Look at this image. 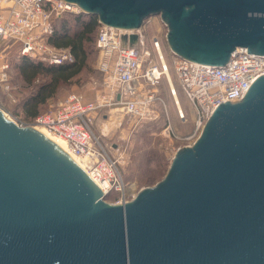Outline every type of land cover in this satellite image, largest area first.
I'll return each instance as SVG.
<instances>
[{
  "label": "water",
  "instance_id": "1",
  "mask_svg": "<svg viewBox=\"0 0 264 264\" xmlns=\"http://www.w3.org/2000/svg\"><path fill=\"white\" fill-rule=\"evenodd\" d=\"M65 1L124 29L158 15L169 49L200 64L237 47L264 56V0ZM0 264H264V74L216 104L156 184L118 203L0 107Z\"/></svg>",
  "mask_w": 264,
  "mask_h": 264
},
{
  "label": "built area",
  "instance_id": "2",
  "mask_svg": "<svg viewBox=\"0 0 264 264\" xmlns=\"http://www.w3.org/2000/svg\"><path fill=\"white\" fill-rule=\"evenodd\" d=\"M67 12L82 11L65 0H0V91L8 101L16 99L11 85V66L6 57L9 46L17 44L19 56L49 64L72 60L68 48L54 47L47 41L53 31V20ZM148 18L135 29L99 23L94 44L101 81L93 97L69 92L31 121H19L21 125L44 128L65 139L68 149L84 161V170L100 187L104 198L112 195L113 203L129 200L136 193L123 178L120 156L111 154L93 132L99 114L105 117L116 112L119 124L127 118L133 126L154 120L160 113L167 115L166 102L159 92V87L165 83L177 118L184 123L186 112L178 105L172 70L178 89L192 110L193 120L200 125L218 102L241 99L250 81L264 74V56L248 53L245 47L235 48L223 65L193 62L176 55L169 47L167 61L162 48L165 35L161 37L162 42L157 36L149 38L145 30ZM160 23L165 26L161 19ZM123 33L128 36L125 46L121 45ZM130 34H136L132 43ZM0 107L4 108L1 104ZM165 127L178 138L168 118Z\"/></svg>",
  "mask_w": 264,
  "mask_h": 264
},
{
  "label": "rangeland",
  "instance_id": "3",
  "mask_svg": "<svg viewBox=\"0 0 264 264\" xmlns=\"http://www.w3.org/2000/svg\"><path fill=\"white\" fill-rule=\"evenodd\" d=\"M148 19L149 23L146 24L145 30H147L149 38L157 36L162 42L161 37L165 35L166 27L160 23L158 15H152ZM162 48L168 61V46L166 45V42H162ZM16 49L17 48L12 45L6 50L7 58L9 59L11 66V85L14 88L13 93L16 95V99L15 101H8L5 95L0 91V104L4 107L3 110L5 113L19 123L20 120L26 121L27 119L22 117L21 112H19L20 108L15 102H17L18 98L20 99L21 96H23L27 89L23 88L22 81L15 73L14 62L20 57L17 54ZM92 51L90 66L79 76L72 79L71 82L63 84L60 91H58V93L44 105L42 111L55 106L56 103L69 92H78L85 98H91L96 94L100 88L99 82L101 81V77L96 68L98 56L97 51L94 47ZM171 79L178 90V100L180 105L186 112V121L184 123L180 122L177 118L175 104L167 91L166 84L163 83V85L159 87V92L166 102L168 110L167 115H165V113H160L154 120L142 121L133 126L129 124L127 118H124L123 122L119 124L117 122L118 118L115 116L117 115L116 112L114 114L109 113L105 117L102 114H99L96 119V124L93 125V132L100 138L99 140L102 145L111 154H118L120 156V169L123 178L125 181L129 182L130 187L132 188L131 191H134L135 193L141 188L156 184V182L165 174L178 147L192 143L199 135L203 125L196 124L193 120L192 110L190 109L186 97L178 89V84L172 70ZM109 115L112 116L108 117ZM167 118L172 126H174L178 138L174 137L167 131L165 127L167 124ZM145 159L148 160V168L155 170V174L157 173V168L161 166L157 173L159 176H157L150 184L141 183L137 178V175L142 168L138 164L141 160ZM104 199L107 202H112V195H109Z\"/></svg>",
  "mask_w": 264,
  "mask_h": 264
},
{
  "label": "trees",
  "instance_id": "4",
  "mask_svg": "<svg viewBox=\"0 0 264 264\" xmlns=\"http://www.w3.org/2000/svg\"><path fill=\"white\" fill-rule=\"evenodd\" d=\"M98 27L99 22L94 15L67 12L53 21V31L48 35L47 41L54 47L68 48L72 55L71 61L49 64L20 56L14 62L16 76L22 81L23 88L27 89L15 102L22 117L27 119L25 122L43 112L44 105L60 91L63 84L71 82L90 66ZM14 47L18 52V45L15 44ZM147 161L141 160L138 164L142 168L137 178L144 184H150L159 176L157 173L161 167L157 168L155 174V170L148 168Z\"/></svg>",
  "mask_w": 264,
  "mask_h": 264
},
{
  "label": "bare ground",
  "instance_id": "5",
  "mask_svg": "<svg viewBox=\"0 0 264 264\" xmlns=\"http://www.w3.org/2000/svg\"><path fill=\"white\" fill-rule=\"evenodd\" d=\"M177 102H178V105H179V107L181 108V105H180V102H179V100H178V98H177ZM38 130L42 133V134H44L45 136H47V137H49V138H51L52 140H54L63 150H65L67 153H69L80 165H81V167L84 169V161L80 158V157H78V156H76V155H74L69 149H68V147H67V142H66V140L65 139H63L62 137H60V136H57V135H55L54 133H52V132H50V131H47L46 129H44V128H38Z\"/></svg>",
  "mask_w": 264,
  "mask_h": 264
},
{
  "label": "crops",
  "instance_id": "6",
  "mask_svg": "<svg viewBox=\"0 0 264 264\" xmlns=\"http://www.w3.org/2000/svg\"><path fill=\"white\" fill-rule=\"evenodd\" d=\"M18 53V52H17ZM6 57H7V51H6Z\"/></svg>",
  "mask_w": 264,
  "mask_h": 264
}]
</instances>
